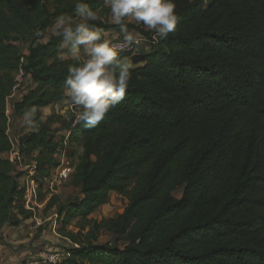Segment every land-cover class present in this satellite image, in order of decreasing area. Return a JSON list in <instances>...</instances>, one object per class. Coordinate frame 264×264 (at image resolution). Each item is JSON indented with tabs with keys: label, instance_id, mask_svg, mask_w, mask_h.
I'll list each match as a JSON object with an SVG mask.
<instances>
[{
	"label": "trees",
	"instance_id": "trees-1",
	"mask_svg": "<svg viewBox=\"0 0 264 264\" xmlns=\"http://www.w3.org/2000/svg\"><path fill=\"white\" fill-rule=\"evenodd\" d=\"M84 2L109 12L104 0ZM174 2V34L150 52L120 54L132 64L125 99L95 128L70 120L68 142L82 148L71 178L78 194L46 204V212L57 209L58 234L74 246L60 264H264V0ZM74 4L0 0V234L32 216L13 164L2 159L13 147L5 108L20 67L31 88L13 116L36 106L39 131L16 144L22 155L37 152L42 186L59 167L65 140L52 132L59 119L44 120L42 109L66 98L70 62L56 58L62 37L41 39L59 17L77 20ZM89 23L103 32L120 28ZM28 40L23 55L19 43ZM112 193L127 206L94 219ZM102 232L114 243L99 244Z\"/></svg>",
	"mask_w": 264,
	"mask_h": 264
},
{
	"label": "clouds",
	"instance_id": "clouds-1",
	"mask_svg": "<svg viewBox=\"0 0 264 264\" xmlns=\"http://www.w3.org/2000/svg\"><path fill=\"white\" fill-rule=\"evenodd\" d=\"M104 3L122 33H127L125 21L142 24L161 40L177 31L180 17L174 0H104ZM74 11L78 20L61 16L51 31L62 37V50L56 58L62 63L70 62L64 86L71 103L78 108L76 120L91 129L125 99L132 79V64L120 56L122 46L103 39V30L89 23L99 19L98 10H93L84 0H75ZM125 39L139 43L131 35ZM37 112L36 106L24 112L25 121L35 131H39Z\"/></svg>",
	"mask_w": 264,
	"mask_h": 264
},
{
	"label": "rangeland",
	"instance_id": "rangeland-1",
	"mask_svg": "<svg viewBox=\"0 0 264 264\" xmlns=\"http://www.w3.org/2000/svg\"><path fill=\"white\" fill-rule=\"evenodd\" d=\"M107 10H109V12H105V11H100L98 12L99 15V21L106 23V24H111V25H116L115 23H113L112 19H111V10L109 7H107ZM79 18H77L78 20ZM97 21V20H96ZM126 24L128 25H133L134 27H136V29H129L127 28V33H122L120 28L117 29L121 36L118 39H125L126 35H131L133 38L137 37V36H144L143 34H141L140 32L144 33V34H150L152 31H148L145 30L142 24H137L135 22H130V21H125ZM50 36H55L53 35L51 28L43 35L41 42H46L49 40ZM110 36L111 35H106V37H103V39L111 42L110 40ZM32 40H28L26 42H20L19 46L21 48L22 54L23 55H27L28 53V48L32 45ZM151 44H146V46H144L142 48V50L144 52L150 51L151 48ZM30 85L29 83L27 84V82L23 85L22 89L20 90L19 94H16V97H14V99L12 100H8V105L11 107V104L13 103V101L17 100L20 97V94H22V90H29L30 89ZM57 104V108L58 111H55V113H52L53 115H51L53 118L55 119H59L58 122H56L54 125H52V132L53 134H55V136L57 137L58 140H65V144L63 145V148L61 147L59 149V152L56 154V160L59 162L60 166H65L69 169V176L66 180L62 181V182H58V180L56 182H50L52 179V177H54V179L56 178V176L60 173V167H58L57 169L53 170L52 172V176L50 178H48L47 180L45 179V186L41 188V192L39 193V201H45L47 198H49L50 194L53 195H57L60 198V202L61 204H64L66 202H68L69 199L71 198H75L78 194V190H75L74 187L71 185V178L72 175L74 173V167L77 165L79 158L82 154V148L81 146L76 142L74 144H70L68 141L69 139V135H68V128L66 127L65 124L70 123V120H72L76 115L74 113H76L78 110H76V106L73 105L70 101V98H65L63 100H60L59 102L56 103ZM68 106V109H65V107ZM43 116V115H42ZM46 118H49V116H45ZM44 119V117H43ZM45 120V119H44ZM32 130V127L25 121L24 117H16L10 115L9 116V120H8V133H9V137L11 139V141L13 142V147L17 148V144L16 141H18L22 136L26 135L29 133V131ZM68 135V136H67ZM67 136V137H66ZM62 152L64 153V155H62ZM34 154H37V152H34L33 154L30 155H23V159L21 161V166H16V168L14 167V171H15V175L13 176L18 183L21 181V178L27 174V172L25 171L26 168L28 169L29 166L32 165V163L34 162ZM7 156L5 154L2 155V159H6ZM63 163V164H62ZM29 170V169H28ZM183 195V190H180L176 193H174V196L178 199H180ZM51 196V197H52ZM50 197V198H51ZM108 204L101 207L98 211H96L93 215V218L98 220V221H102V219L104 218H114L118 215V213H120L128 204L127 199L120 195L114 194L112 193L110 195V198L108 200ZM39 209V208H38ZM37 209V210H38ZM36 210V211H37ZM41 214L45 215L50 213L51 215H57V209L54 208L52 210H50V212H46V206L45 207H41V209H39ZM57 218L54 217L53 220L51 222H49V226L50 227L51 223L54 222ZM55 226L56 230H58L59 228V224L57 223ZM58 233V231H57ZM115 238L112 234L108 233V232H102L100 235V239H99V244H106V243H114ZM121 248L124 247V244H120L119 245ZM59 247L62 249V251H58V250H51V251H45L42 252V255H52V254H57V253H61V254H66V251L68 250V248L70 247V244L61 241L59 243Z\"/></svg>",
	"mask_w": 264,
	"mask_h": 264
},
{
	"label": "crops",
	"instance_id": "crops-1",
	"mask_svg": "<svg viewBox=\"0 0 264 264\" xmlns=\"http://www.w3.org/2000/svg\"><path fill=\"white\" fill-rule=\"evenodd\" d=\"M106 35H111V41L121 36L118 30L104 32V37H106ZM66 98H68L67 92ZM57 107L55 103L50 107L42 109V117H44L45 120L47 119L45 116L51 117V115H53L52 113L58 111ZM75 108L78 110L77 107ZM65 109H68V106L65 107ZM65 125L68 127L69 123ZM49 199L50 198H47L43 201L39 209L45 207ZM39 209L35 213L31 212L32 216L27 219L20 218L21 223L18 227L7 226L3 229L0 234V264H26L33 261L38 262L42 252L51 250H58L61 252L62 249L59 247L60 240L70 244L68 250L74 247L72 243H69L67 239L61 237L57 233L58 230H56L57 226L55 225L58 223V216L51 215L50 213L43 215ZM54 217L57 219L52 222L48 228L49 222H51ZM68 250L66 253L69 254Z\"/></svg>",
	"mask_w": 264,
	"mask_h": 264
},
{
	"label": "built area",
	"instance_id": "built-area-1",
	"mask_svg": "<svg viewBox=\"0 0 264 264\" xmlns=\"http://www.w3.org/2000/svg\"><path fill=\"white\" fill-rule=\"evenodd\" d=\"M149 35H150V38L146 36H140V35L133 38V41H139V43H135V42L129 43L126 39H116V40L111 41V43L116 44L118 47L120 46L123 47L124 50L120 54L128 53V52H135V51H138L140 48L146 46V44L155 45L158 43L159 37L154 32H151V34ZM23 63H24V60H22V64ZM30 78H31V75L29 74L27 75L25 71L23 70V68L20 67L19 71L15 75L13 90L10 96L7 98V106L5 108L6 109L5 114L8 117V119H9V116L13 114L12 108H14V104L17 101H19L23 97V95L26 94L29 90L27 91L22 90V94H20V97L17 100L13 101V103L11 104V107L8 105V100L14 99V97H16V94H19L20 90L22 89L23 85L26 82L27 84L29 83L30 85V82H29ZM5 155L7 156L5 160H8L9 162H11L15 168L16 166H21L23 155L20 153V150L18 147L17 148L12 147V150L6 153ZM62 155H64L63 152H62ZM59 167H60V173L56 176L55 179L54 177H52V179H50L51 180L50 182H53V180L54 182H56L57 180L58 182H62L68 178L69 169L63 165L62 166L59 165ZM28 169L26 168L25 171L27 172V174L21 178V181L18 184L21 190L24 191V199H23L24 209L26 211L35 213L36 210L42 205V202L39 201V193L41 192L40 191L41 188L44 186H42V184L37 179L36 163L33 162L32 165L28 167ZM14 175H15V171H13V176ZM49 196L51 197L52 194H50ZM68 242L71 243L69 240ZM68 256H69L68 253L41 255L40 260L38 262L33 261L30 263H26V264H60Z\"/></svg>",
	"mask_w": 264,
	"mask_h": 264
}]
</instances>
